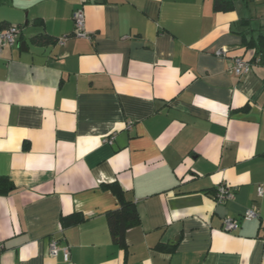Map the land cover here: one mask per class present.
<instances>
[{"label":"crops","instance_id":"crops-1","mask_svg":"<svg viewBox=\"0 0 264 264\" xmlns=\"http://www.w3.org/2000/svg\"><path fill=\"white\" fill-rule=\"evenodd\" d=\"M78 8L89 38L74 31ZM10 24L0 264H264V57L231 69L252 60L243 33L264 34V0H0ZM113 182L139 216L122 246L106 219ZM221 184L233 194L217 202ZM251 206L258 217L243 218ZM70 213L83 221L62 225ZM52 239L68 260L49 254Z\"/></svg>","mask_w":264,"mask_h":264},{"label":"trees","instance_id":"trees-1","mask_svg":"<svg viewBox=\"0 0 264 264\" xmlns=\"http://www.w3.org/2000/svg\"><path fill=\"white\" fill-rule=\"evenodd\" d=\"M236 0H213V9L215 11H230L235 7ZM248 19L242 18L240 23H246ZM41 39L40 37L38 38ZM244 46L253 49L252 62L259 58L262 60L264 57V34L258 32L256 37H247L243 33ZM248 105L242 109L246 110ZM27 147V144L24 146ZM104 187L109 188L117 198V206L106 213L107 225L112 241L122 246L124 245V238L126 231L139 223V216L136 210L135 203L131 199L124 196L122 188L115 182L103 184ZM12 184L4 177H0V193L8 192ZM60 221L64 226H70L83 221V216L79 213H70L61 215ZM173 246L167 247V250H172Z\"/></svg>","mask_w":264,"mask_h":264},{"label":"built area","instance_id":"built-area-1","mask_svg":"<svg viewBox=\"0 0 264 264\" xmlns=\"http://www.w3.org/2000/svg\"><path fill=\"white\" fill-rule=\"evenodd\" d=\"M72 20H73L75 33L80 37L89 38V35L85 30V16H84V12L82 9L78 8L73 11ZM19 32L20 30L18 26L14 24H10L7 26L0 25V53L5 46H12L17 41ZM64 40L65 38L62 37L59 39L58 42L60 44H63ZM252 63H253L252 61L246 60L241 56H236L233 59V65L231 69L235 75H238V76L243 75L250 71ZM112 138L113 136L110 135L106 137L104 141L106 142L111 141ZM232 194L233 192L228 186L221 184V185H218L216 188L215 199L217 202H222L232 197ZM256 194L258 197L262 196L263 194L262 185H257ZM242 217L246 219L257 218L258 210L256 209L255 206H251L250 208L244 211ZM237 224H238L237 219L233 217H225L223 218V221H222V229L224 231H232L237 227ZM59 251L62 252L63 259L68 260L69 258L68 248L65 246H60L57 240L52 239L49 243V254L52 256H55L58 254Z\"/></svg>","mask_w":264,"mask_h":264}]
</instances>
